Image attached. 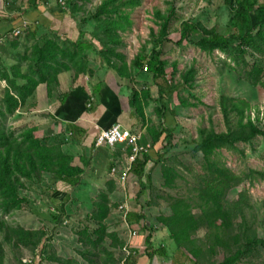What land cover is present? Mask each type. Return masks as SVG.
Here are the masks:
<instances>
[{
    "label": "rangeland",
    "instance_id": "rangeland-1",
    "mask_svg": "<svg viewBox=\"0 0 264 264\" xmlns=\"http://www.w3.org/2000/svg\"><path fill=\"white\" fill-rule=\"evenodd\" d=\"M101 1L91 0L85 3L84 9L88 12L84 16L93 14ZM172 1L177 6V17L171 24V42L164 44L161 58L166 62L165 79L172 84H179L168 96L169 107L176 111V122L173 123L175 125L170 144L163 148V157L153 168L150 185L136 201L131 193H126L127 189L114 187L115 179L123 184L121 175L110 178L113 184H109L108 189H92L84 185L63 189L59 182L46 173L33 175L31 179L21 178L17 191L28 203L17 210L0 207L3 264H127V252L131 250L126 247V236L136 234H132L136 231L130 228L127 220L130 203L146 206L142 214L146 216L149 227L161 228L157 218L160 214L171 213L168 206L171 197L191 201L193 210L200 212L199 193L203 186L214 180V176L203 156L195 150V145L202 137V129L217 132L227 130L228 123L222 111L224 99L249 102L251 108L246 109V115L250 113L255 125L264 130V73L257 84L250 83L246 75V70L253 66L256 59L253 55L242 58L219 50L208 53L192 43L177 44L180 25L190 18L197 19L207 28L217 27L220 33H226L231 14L224 7L223 0H141L140 7L132 13V30L123 36L124 42L119 47L126 61L130 63L141 46L150 39V32L157 31L154 10L164 12ZM78 18L81 19L79 14ZM92 29L91 24L89 31ZM28 42L20 41L17 45L8 43L0 48V129L12 132L15 136L33 125L34 95L27 97L26 102L13 113H5L6 92L9 87L5 73L12 77L15 67L27 72L29 61L25 57L33 46ZM258 59L264 66V55H259ZM190 69L194 71L195 85L185 87L181 84L182 73ZM15 80L18 84L25 81L21 78ZM140 86L139 82L136 88L139 90ZM153 95V99L144 108L147 120L136 128L141 133L139 144L143 147L154 140L149 128H160V119L155 112L158 101ZM182 100L196 104L184 105ZM238 121L236 114L231 117L232 125L237 126ZM43 136L44 134L41 139H46ZM212 159L241 178L238 185L226 190V206L239 198L251 203V207L242 203L241 208L236 210L233 219L234 233L264 239V178L252 180L246 176L253 170L264 171V134L256 135L247 143L239 141L233 146H224ZM163 166L171 170V187L163 184ZM102 196L108 202V214L102 224H99L94 215L98 212L97 205L104 202ZM101 225L104 226L105 234H115L118 241L124 242V246H115L112 240L104 237L105 234L101 240L98 236ZM11 228H21L35 233V236L22 242L17 237H11L8 243L7 235ZM85 230L86 234H82ZM211 234L205 222L196 232L198 237L205 240L208 248L216 251L214 258L222 261L227 253L224 245L231 248L236 245L235 241L229 233L222 230L218 240L213 237L209 239ZM220 241L221 246L217 245ZM169 242L177 248L173 240L169 239ZM240 264H264V248L259 245L251 247L248 254L242 256Z\"/></svg>",
    "mask_w": 264,
    "mask_h": 264
},
{
    "label": "trees",
    "instance_id": "trees-1",
    "mask_svg": "<svg viewBox=\"0 0 264 264\" xmlns=\"http://www.w3.org/2000/svg\"><path fill=\"white\" fill-rule=\"evenodd\" d=\"M90 1L67 0L66 9H69L73 15L79 14L82 25L92 24V31H82L80 38L76 42L71 41L67 46L61 45L53 38L41 37L36 44H33L28 56L25 57L29 61L28 71L24 73L15 67L12 77L5 73V79L9 83L5 113L11 114L23 105L40 83L47 85L50 95L51 86L58 84V75L63 71H74V76L81 72H90L88 51L95 52L120 78L128 79L129 82L131 80L129 106L138 122L143 124L147 120L144 108L149 100L153 99V94L158 101L155 112L160 119V128H149L154 139L150 144L151 148L149 151L140 153L132 164V173L141 183V189L133 195L137 201L153 180L151 173L163 157V148L170 144L173 125H175L173 123L176 122V111L173 107H169L168 96L178 88L179 84H172L165 79L166 62L161 57L164 44L171 42V24L177 17V6L172 1L164 12L154 10L157 31L150 32V39L141 46L138 54L128 63L124 54L119 51V47L124 42L123 36L132 30V13L140 7L141 0H102L93 14L84 16L88 12L84 9V5ZM223 5L231 14L226 33H220L217 27L207 28L197 19L190 18L181 23L177 44L192 43L208 53L219 50L242 58L253 55L256 59L253 66L246 70V75L250 83L257 84L264 73L263 63L258 59L259 55H264V0H223ZM86 17L91 20L87 21ZM15 78L25 81L18 84ZM139 82L141 86L138 90L136 86ZM181 84L185 87H194L193 69L182 73ZM181 102L184 105L196 104L186 100ZM250 108L251 105L247 101L224 99L222 111L228 123L227 130L222 132L213 129L201 130L202 137L196 142L195 150L207 162L214 180L203 186L199 193L200 212L193 210L191 201L181 197H171L168 204L171 213L160 214L157 218L161 229L165 231V236L173 240L177 250L189 257L193 264H240L242 256L248 254L251 247L259 245L264 248V239L234 233L233 219L236 210L241 208L242 203L249 207L251 203L244 198H239L228 207L226 206L224 202L226 190L238 185L241 178L212 159V156L224 146H233L239 141L247 143L256 135L264 134V130L255 125L250 113L246 115V109ZM235 114L239 120L237 126L231 123V117ZM41 138L37 125L24 128L18 136L0 129V207L2 209L17 210L21 205L28 203L26 198L19 195L17 191L21 178L31 179L33 175L46 173L61 185L63 183L73 188L80 184L84 168L74 165L73 157L63 152L60 145L48 144L46 139ZM129 151L131 152V147ZM82 164L83 167L86 166L84 161ZM162 175L164 186L171 187V170L163 166ZM246 176L252 180L264 178V171L253 170ZM102 199L104 202L97 205L98 212L94 215V219L99 224H102L108 214V202L105 196H102ZM145 207L141 204L142 211ZM132 218H135L137 222L146 221V216L141 213L132 214ZM203 222L211 230L209 239L213 237L218 240L219 232L222 230L229 233L235 241L236 245L231 248L224 245L227 253L222 261L214 258L216 251L208 248L205 240L196 235ZM143 229L147 233L145 255L149 261L157 255L167 256L168 246L162 242L151 245L152 235L157 231L156 227L150 228L143 225ZM86 232L85 230L82 234ZM104 234L105 229L101 225L98 232L101 240ZM33 236L35 233L30 231L11 228L7 235V242L11 241V237H17L22 242ZM104 237L112 240L117 247L124 246V242L118 241L115 234H105ZM217 245L221 246V241ZM138 260L139 257L131 251L127 258L128 263L136 264ZM3 262L4 250L0 242V264Z\"/></svg>",
    "mask_w": 264,
    "mask_h": 264
},
{
    "label": "crops",
    "instance_id": "crops-1",
    "mask_svg": "<svg viewBox=\"0 0 264 264\" xmlns=\"http://www.w3.org/2000/svg\"><path fill=\"white\" fill-rule=\"evenodd\" d=\"M23 23L27 25L24 34L14 36L13 30ZM89 28V23H80L78 14L62 9L58 0H0V37L4 39L0 48L8 43L17 45L20 41H29L33 45L41 37L53 38L67 46L71 41L76 42L80 33L88 32ZM88 58L90 72H81L77 76H74V71L61 72L58 84L51 86L50 95L45 83L37 85L33 93V125L38 126L39 136L44 134L48 144H59L63 152L73 157L74 165L84 168L81 187L108 189L109 184H113L111 179L117 178V175H111L112 167L119 168L118 175L125 172L131 152L125 143L111 149L96 145L95 141L101 131L112 125L133 131L140 122L129 106L131 80L120 78L95 52L88 51ZM90 97L92 100L88 107ZM62 186L63 189H71L66 184L62 183ZM114 187L127 189L126 193L133 196L141 189V183L131 169L123 184L115 179ZM130 204L127 220L130 228L136 231L132 234H136L126 236L125 242L126 247L139 257L136 264H190V258L173 247L165 231L159 227L152 235L151 245L162 242L169 247V253L167 256H154L149 261L145 255L147 233L143 229V225H148L146 221L137 222L132 218V214H142L141 205Z\"/></svg>",
    "mask_w": 264,
    "mask_h": 264
},
{
    "label": "built area",
    "instance_id": "built-area-1",
    "mask_svg": "<svg viewBox=\"0 0 264 264\" xmlns=\"http://www.w3.org/2000/svg\"><path fill=\"white\" fill-rule=\"evenodd\" d=\"M58 3L62 9H66V3L67 0H58ZM27 25L24 23L20 28H16L13 30L14 36H21L24 34V31L26 29ZM4 39L0 37V44H3ZM92 98H88L87 106L89 107V104L91 102ZM141 138V133L139 131H130L127 129L121 128L119 125L115 124L107 128L106 130H103L99 133L95 143L96 145H105L108 148L113 149L115 145L120 143H125L129 147H131V155L128 158V165L129 167L126 168L125 172L121 174V179L123 181L126 180L128 171L132 169V164L135 162L136 158L140 153H144L145 151H149L150 144L143 146H140L139 141ZM119 174V168L117 166H113L111 169V175H118ZM127 248H125V251ZM127 255H130V252H127Z\"/></svg>",
    "mask_w": 264,
    "mask_h": 264
},
{
    "label": "clouds",
    "instance_id": "clouds-1",
    "mask_svg": "<svg viewBox=\"0 0 264 264\" xmlns=\"http://www.w3.org/2000/svg\"><path fill=\"white\" fill-rule=\"evenodd\" d=\"M151 148V147H150Z\"/></svg>",
    "mask_w": 264,
    "mask_h": 264
}]
</instances>
